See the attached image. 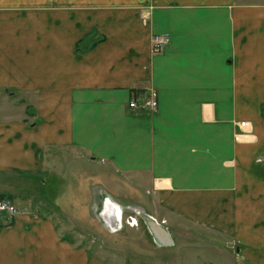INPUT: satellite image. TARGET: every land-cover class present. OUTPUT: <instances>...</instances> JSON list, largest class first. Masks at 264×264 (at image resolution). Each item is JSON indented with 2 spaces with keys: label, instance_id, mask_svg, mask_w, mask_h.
Listing matches in <instances>:
<instances>
[{
  "label": "crops",
  "instance_id": "1",
  "mask_svg": "<svg viewBox=\"0 0 264 264\" xmlns=\"http://www.w3.org/2000/svg\"><path fill=\"white\" fill-rule=\"evenodd\" d=\"M68 149L174 244L93 220ZM0 194V264H264V0H0Z\"/></svg>",
  "mask_w": 264,
  "mask_h": 264
},
{
  "label": "built area",
  "instance_id": "2",
  "mask_svg": "<svg viewBox=\"0 0 264 264\" xmlns=\"http://www.w3.org/2000/svg\"><path fill=\"white\" fill-rule=\"evenodd\" d=\"M170 42L169 34H155L152 40V51L154 55H160L164 51L166 45ZM158 96L155 89H150L148 94L141 98H134L130 100L129 106L130 108L136 110H157L158 108ZM240 126L249 125V121H240ZM113 210L114 217L112 219L113 222H108L106 216L108 215L110 210ZM116 205L111 199H106L104 202V223L108 226L110 231H117L121 229L124 225L129 226H138L140 224V216L136 213L128 214V217L124 220V210H115ZM22 208L18 206L11 198L4 197L0 198V214L6 215L11 220L17 218L22 213Z\"/></svg>",
  "mask_w": 264,
  "mask_h": 264
},
{
  "label": "rangeland",
  "instance_id": "3",
  "mask_svg": "<svg viewBox=\"0 0 264 264\" xmlns=\"http://www.w3.org/2000/svg\"><path fill=\"white\" fill-rule=\"evenodd\" d=\"M67 155H73L72 156V160L74 162L73 166V171L72 173H74L75 171L77 172L78 175V169L80 170V172L82 173V181H81V188L83 189V191H87L90 189H96L99 191V197H98V207L95 211V217H93V220L97 219V222L102 223V221L99 219V213L101 211V199L103 197V195L105 196L106 190L103 189V187L101 186V182L96 180L98 179H104V177L108 174L114 175L112 169L106 167L105 165H103L102 163H97V164H90L89 161L87 160L86 157H84V155L82 154V152H80L79 150L77 151H70L69 149L67 150ZM75 156H77V158L75 159ZM76 160V161H75ZM80 167V168H79ZM69 171V169H68ZM79 180L76 182V186L73 182V180L71 179L70 181H68L67 183V187L68 188H79L80 184H78ZM86 199H88L85 195L83 200L85 201ZM19 205V204H18ZM128 217V214L125 213L124 214V220ZM96 218V219H95ZM93 222V221H92ZM92 222L90 223H86L89 226L84 227L83 230H79V231H83V244L89 243L91 241V239H95V238H101L103 237L104 233L101 232V229L96 228L95 224H92ZM129 226V225H124L121 229H123L124 227ZM129 227H136V226H129ZM140 228H145L144 227V222H140ZM195 232L198 230H194ZM201 235V234H198ZM142 238V234L140 235ZM138 237V236H137ZM169 263V262H168Z\"/></svg>",
  "mask_w": 264,
  "mask_h": 264
},
{
  "label": "water",
  "instance_id": "4",
  "mask_svg": "<svg viewBox=\"0 0 264 264\" xmlns=\"http://www.w3.org/2000/svg\"><path fill=\"white\" fill-rule=\"evenodd\" d=\"M104 199L105 200L111 199V197L108 195H105ZM113 202L116 205V209H115L116 211L117 210H124L120 204H118L115 201H113ZM135 213L145 221L146 225L148 226V229L154 235L155 240L158 244H160V245H172V244H174V241H173L172 236L170 235L168 229L165 228L163 225H161L153 216H151L150 214H148L144 211H136ZM104 215H105V210H104V208H102L100 213H99V216L103 222H104Z\"/></svg>",
  "mask_w": 264,
  "mask_h": 264
},
{
  "label": "trees",
  "instance_id": "5",
  "mask_svg": "<svg viewBox=\"0 0 264 264\" xmlns=\"http://www.w3.org/2000/svg\"><path fill=\"white\" fill-rule=\"evenodd\" d=\"M98 40H92V37H88L86 40L79 41L77 44L78 49H82L83 47H92L95 43H97ZM6 197L3 194H0V198Z\"/></svg>",
  "mask_w": 264,
  "mask_h": 264
},
{
  "label": "bare ground",
  "instance_id": "6",
  "mask_svg": "<svg viewBox=\"0 0 264 264\" xmlns=\"http://www.w3.org/2000/svg\"><path fill=\"white\" fill-rule=\"evenodd\" d=\"M109 195V194H108Z\"/></svg>",
  "mask_w": 264,
  "mask_h": 264
}]
</instances>
